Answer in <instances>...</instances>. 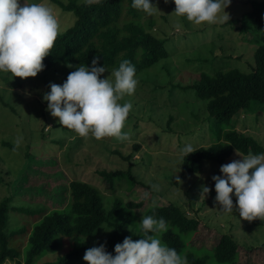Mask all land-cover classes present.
I'll return each mask as SVG.
<instances>
[{"label": "rangeland", "instance_id": "rangeland-1", "mask_svg": "<svg viewBox=\"0 0 264 264\" xmlns=\"http://www.w3.org/2000/svg\"><path fill=\"white\" fill-rule=\"evenodd\" d=\"M261 1L231 0L225 12L228 19L239 18L252 8L253 2ZM28 2L51 7L58 20V32L72 22L71 13L51 0ZM151 2L159 12L151 16L144 13L143 18H150L157 35L167 38L165 47L171 54L136 75L135 92L124 94L119 101L131 102L133 106L121 130L128 133L126 140L96 139L91 134L74 136L55 126L58 118L46 111L47 102L42 101V95L49 91L50 82L63 83L62 65L23 79L0 72V200L10 198L9 228H26V232L10 237V245L22 252L32 223L53 207L62 209L59 206L65 202L61 198L66 195L63 189L70 179L76 178L95 185L108 207L115 198L141 201L142 205L135 209L137 218L150 204L174 202L199 221L197 230L185 238L188 246L199 247L197 252L204 254L226 233L238 243L237 264H264V218L260 223L242 220L237 211H218L219 205L214 203L211 177L220 175V165L240 158L235 151L223 162L206 161L200 172L180 171V148L186 143L194 147L210 144L214 118L194 90L173 87L192 83L201 71L217 67L249 71L254 63L255 44L249 40L253 34H244L239 23L224 24L222 11L215 22L196 24L176 15L172 0ZM202 59L206 60L200 62ZM110 74L108 71L103 76L111 79ZM256 104L259 103L251 101V109L236 112L230 128L264 145V104L262 109L254 108ZM127 155L129 159L124 158ZM127 168L136 184L125 179L122 184L116 181L111 185L98 173ZM176 176L182 181L180 184L176 183ZM201 185L209 187L208 194H201ZM232 199L235 206L236 198ZM124 213L122 207L112 220L117 222ZM154 236L160 239L159 234ZM73 238H63L57 251L44 254L36 264H57L59 256L83 240ZM97 238L98 235L89 238L88 248L95 246ZM84 252L72 264H87L82 259Z\"/></svg>", "mask_w": 264, "mask_h": 264}, {"label": "trees", "instance_id": "trees-1", "mask_svg": "<svg viewBox=\"0 0 264 264\" xmlns=\"http://www.w3.org/2000/svg\"><path fill=\"white\" fill-rule=\"evenodd\" d=\"M51 1L63 11L70 12L72 17L71 24L58 32L49 55L42 61L45 65L43 70L62 65L63 82L74 70L69 65L90 66L94 56L99 57L98 65H105L108 71L127 59L135 65L138 75L171 54L165 47L167 38L157 35L150 18H143L144 12L133 8L131 0ZM227 23H239L238 28L244 34H253L249 40L255 44L254 63L249 71L237 67L203 70L192 83L173 85L182 90H194L196 98L205 102V109L214 118L210 135L213 141L206 146L195 147L197 151L184 159L182 156L179 167L183 173L200 172L206 161L223 162L235 149L245 155L249 151L254 154L264 152V145L254 137L230 128L231 117L240 109H251V101L259 103L254 105L258 109H262L264 104V0L253 2L250 10L239 18L224 22ZM171 119L172 116L168 123ZM55 126L67 130L68 134L79 135L59 123ZM98 173L111 185L116 181L122 184L125 179L136 184L129 168L101 170ZM63 191L66 195L61 198L65 202L59 206L62 209L53 207L32 223L21 253L10 245V237L26 232V228H9L10 198L0 200V264L7 260L14 261V264H36L44 254L57 251L63 238H83L59 256L56 262L72 264L89 247L90 237L98 235L95 246L104 243L106 251L112 253L114 245L122 242L124 237L133 235L132 239L136 240L143 235L139 224L141 217L137 218L135 214V209L142 205L141 201L123 202L115 198L108 207L95 185L76 178L70 179ZM122 207L125 213L114 222L112 218ZM141 212L143 216L153 215L166 220V229L150 232L149 235L159 234L162 243L175 248L179 255L187 258V264H237L238 243L226 233H222L217 243L204 254L197 252L199 247L188 246L185 238L197 230L199 221L174 202L150 204ZM253 221L260 223L263 220ZM111 228L110 232L104 230Z\"/></svg>", "mask_w": 264, "mask_h": 264}, {"label": "clouds", "instance_id": "clouds-1", "mask_svg": "<svg viewBox=\"0 0 264 264\" xmlns=\"http://www.w3.org/2000/svg\"><path fill=\"white\" fill-rule=\"evenodd\" d=\"M167 2V0H165ZM174 13L200 24L215 22L225 12L231 0H172ZM132 7L142 10L147 16L159 12L151 0H131ZM59 24L52 8L44 3L28 0H0V72L13 77H35L45 65L43 59L49 55L58 35ZM99 57H93L90 66L74 67L62 84L49 83V91L42 95L47 102L46 111L58 118L59 125L75 131L80 136L91 134L96 139L115 137L126 140L128 133L122 132L132 109L131 102L120 103L124 94H132L138 84L136 68L129 60H122L111 71V79L103 76L108 69L98 65ZM103 77V78H102ZM197 151L186 143L180 148L184 157ZM239 159L219 167L220 175H213L214 203L222 212L237 211L242 220L253 221L264 218V152L246 155L235 149ZM251 170V171H250ZM176 183L182 181L175 177ZM209 187L201 185V194ZM231 194V196H230ZM235 197V206L232 197ZM143 235L133 240L129 235L116 243L113 252L106 251L104 243L87 248L83 261L87 264H187V258L179 255L150 232L166 229L163 217L153 215L141 217L139 221ZM111 231V229H104ZM114 253V254H113Z\"/></svg>", "mask_w": 264, "mask_h": 264}]
</instances>
